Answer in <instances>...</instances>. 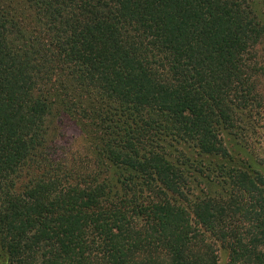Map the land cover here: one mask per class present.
Masks as SVG:
<instances>
[{"label":"trees","instance_id":"16d2710c","mask_svg":"<svg viewBox=\"0 0 264 264\" xmlns=\"http://www.w3.org/2000/svg\"><path fill=\"white\" fill-rule=\"evenodd\" d=\"M263 36L253 0H0V264H264Z\"/></svg>","mask_w":264,"mask_h":264},{"label":"rangeland","instance_id":"374dc122","mask_svg":"<svg viewBox=\"0 0 264 264\" xmlns=\"http://www.w3.org/2000/svg\"><path fill=\"white\" fill-rule=\"evenodd\" d=\"M259 10L264 14V6L262 5L261 0H253ZM259 54L263 57L264 60V36L262 37L260 44L258 45ZM259 119L258 123L255 125V129L253 131L246 132L242 137L238 136V141H236V145L243 148L245 150H249V147L254 150L256 149L258 152L264 154V116ZM77 142V140H75ZM80 141V140H79ZM75 142V144H76ZM79 144V143H78ZM264 156V155H263ZM226 255L225 252L219 251V264H224Z\"/></svg>","mask_w":264,"mask_h":264}]
</instances>
